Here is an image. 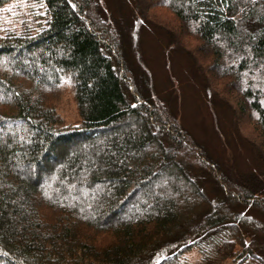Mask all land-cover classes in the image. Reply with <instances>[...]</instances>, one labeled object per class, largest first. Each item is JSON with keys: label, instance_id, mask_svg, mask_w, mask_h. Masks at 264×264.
I'll return each mask as SVG.
<instances>
[{"label": "trees", "instance_id": "16d2710c", "mask_svg": "<svg viewBox=\"0 0 264 264\" xmlns=\"http://www.w3.org/2000/svg\"><path fill=\"white\" fill-rule=\"evenodd\" d=\"M116 1L129 18L45 0L39 32L0 34V264H184L193 248L198 264H264V0ZM146 23L231 111L255 169L222 163L158 93ZM64 72L82 118L68 127Z\"/></svg>", "mask_w": 264, "mask_h": 264}, {"label": "rangeland", "instance_id": "374dc122", "mask_svg": "<svg viewBox=\"0 0 264 264\" xmlns=\"http://www.w3.org/2000/svg\"><path fill=\"white\" fill-rule=\"evenodd\" d=\"M106 2L110 12L117 18L126 19L132 15L129 3L121 7L116 0ZM158 12L157 17L163 19L164 23L172 24L173 17L166 9H158ZM49 17L45 0H6L0 6V34L34 35L47 24ZM138 37L142 41L143 52L158 93L172 99L173 107L184 127L198 141L207 145L225 165L234 166L241 171L255 169V156L244 138L235 130L231 111L223 107L214 109L208 105L203 83L195 75L189 57L181 52L169 51L167 36L153 25L146 23L141 26ZM196 45L197 41H191V46ZM224 83L218 87H222ZM56 108L61 118V127L79 125L82 122L75 98L74 79L68 72L62 74ZM244 123L248 124L247 121ZM251 131L248 126L243 136H248ZM133 208L131 204L126 206L129 211ZM184 258V264H198L202 255L199 249L193 248Z\"/></svg>", "mask_w": 264, "mask_h": 264}]
</instances>
